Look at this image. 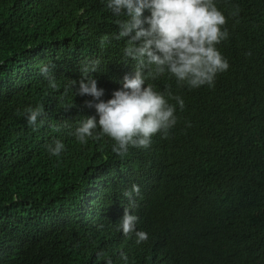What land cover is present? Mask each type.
Returning a JSON list of instances; mask_svg holds the SVG:
<instances>
[{
  "label": "trees",
  "instance_id": "1",
  "mask_svg": "<svg viewBox=\"0 0 264 264\" xmlns=\"http://www.w3.org/2000/svg\"><path fill=\"white\" fill-rule=\"evenodd\" d=\"M107 3L0 0V264H264V0H214L229 69L213 87L150 80L185 107L168 138L125 156L107 136H74L96 115L84 104L92 97L75 94L83 66L100 61L89 75L105 101L136 67L128 38L116 39L126 16ZM37 106L34 128L25 110ZM56 140L59 156L48 150ZM132 184L141 192L130 211L148 234L140 244L119 227Z\"/></svg>",
  "mask_w": 264,
  "mask_h": 264
},
{
  "label": "clouds",
  "instance_id": "2",
  "mask_svg": "<svg viewBox=\"0 0 264 264\" xmlns=\"http://www.w3.org/2000/svg\"><path fill=\"white\" fill-rule=\"evenodd\" d=\"M107 7L114 15L126 16L117 21L116 39L128 38L124 54L136 62L135 71L132 75L125 74L122 87L105 101L101 99L104 89L98 88L97 80L89 75L97 72L100 61L83 66L85 76L79 81L75 94L92 97L84 104L95 108L96 115L83 120L74 136L80 144H86L90 138L99 140L107 136L115 142L112 152L125 156L130 147L149 148L156 134L168 138L178 122L177 105L180 111L185 107L180 96H174L167 89L157 91L149 81L167 73L179 84L192 89L204 85L213 87L217 75L230 67L217 48L228 38L229 32L224 27L227 18L214 0H108ZM146 10L150 15H145ZM238 11L231 15H237ZM107 40V36L103 37L101 46ZM40 72L49 77V66L41 67ZM49 79L50 87L55 88V81ZM169 100H175L176 104ZM25 111L29 125L35 128L39 126L38 121L43 123L42 106L29 107ZM64 149L60 140L48 146L50 154L55 156ZM140 192L137 184L124 192L129 206L124 209L119 224L125 236L135 235L137 244L148 240L146 232L137 231L139 217L130 211L137 207L135 198ZM107 264H112L110 259Z\"/></svg>",
  "mask_w": 264,
  "mask_h": 264
}]
</instances>
